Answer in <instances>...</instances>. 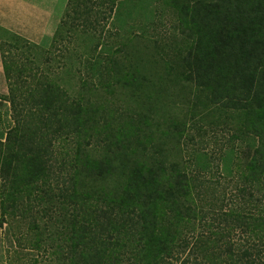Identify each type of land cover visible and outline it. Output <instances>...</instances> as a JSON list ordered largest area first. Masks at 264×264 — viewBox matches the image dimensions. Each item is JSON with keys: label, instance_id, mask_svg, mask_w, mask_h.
<instances>
[{"label": "trees", "instance_id": "16d2710c", "mask_svg": "<svg viewBox=\"0 0 264 264\" xmlns=\"http://www.w3.org/2000/svg\"><path fill=\"white\" fill-rule=\"evenodd\" d=\"M109 1L114 12L122 0ZM185 6L192 54L180 58L192 82V120L206 117L229 134L216 156L193 151L192 175L148 153L138 118L104 105L115 86L145 95L140 71L122 72L114 58L108 84L100 83L93 56L83 65L95 76L77 98L54 79H36L21 101L12 81L24 70L11 50L39 45L1 30L16 43L0 41L12 93L0 99L14 115L0 139V228L27 221L14 233L21 249L42 251L46 264H264V0ZM69 141L77 143L71 152ZM53 160L67 161L63 182ZM236 233L243 239L233 240ZM38 256L30 264H41Z\"/></svg>", "mask_w": 264, "mask_h": 264}, {"label": "rangeland", "instance_id": "374dc122", "mask_svg": "<svg viewBox=\"0 0 264 264\" xmlns=\"http://www.w3.org/2000/svg\"><path fill=\"white\" fill-rule=\"evenodd\" d=\"M190 1L179 0L176 7V0H122L116 4L114 12L109 0H78L75 6L68 5L69 15L57 36L27 52L24 48L11 50L18 60V68L24 70L21 82L12 81L13 87H17L15 92L22 101V97L31 94L28 88L36 87V79L43 82L54 79L71 98H77L82 92V81L95 76L90 65H83L88 63L84 59L94 61L93 56L97 57L95 61L101 65L98 72L102 71L104 76L97 74L96 80L101 83L104 78L108 84L105 68H110L112 59L117 58L121 62L119 70L140 71L144 76L141 81L145 83V95L132 96L131 91L115 86V95L106 94L105 100L103 94L99 99L111 106L114 115L126 113L138 118L136 122L143 126L140 139L149 145L150 155L178 164L192 175L193 151L205 150L216 156L226 146L229 134L222 127L211 126L206 117L192 120V82L184 73L180 58L192 54V31L182 22L183 8ZM0 41L10 45L16 43L1 30ZM0 60L6 82V89L0 91L2 98L12 93L1 51ZM13 116L10 103L0 99L1 140L13 126ZM68 144L66 150L71 152L77 143L69 141ZM66 162H52L53 176L62 182L69 176ZM216 164L213 163L212 171L218 174ZM21 225L25 229L28 227L27 221H12L11 226L0 228V264H30L29 260L36 259L37 255L41 264H46L47 257L42 251L36 254L30 247L21 249L16 242L14 233ZM232 238L242 240L243 234L236 233Z\"/></svg>", "mask_w": 264, "mask_h": 264}, {"label": "crops", "instance_id": "0c3cea01", "mask_svg": "<svg viewBox=\"0 0 264 264\" xmlns=\"http://www.w3.org/2000/svg\"><path fill=\"white\" fill-rule=\"evenodd\" d=\"M69 0H0V30L42 45L55 36ZM6 89L0 60V91Z\"/></svg>", "mask_w": 264, "mask_h": 264}]
</instances>
